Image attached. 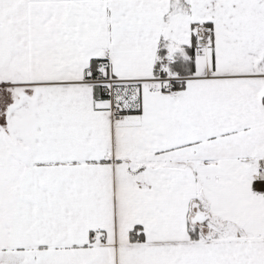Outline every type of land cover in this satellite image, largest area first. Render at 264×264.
I'll use <instances>...</instances> for the list:
<instances>
[{
    "label": "snow or ice",
    "instance_id": "6c2138e0",
    "mask_svg": "<svg viewBox=\"0 0 264 264\" xmlns=\"http://www.w3.org/2000/svg\"><path fill=\"white\" fill-rule=\"evenodd\" d=\"M0 264H264V0H0Z\"/></svg>",
    "mask_w": 264,
    "mask_h": 264
}]
</instances>
